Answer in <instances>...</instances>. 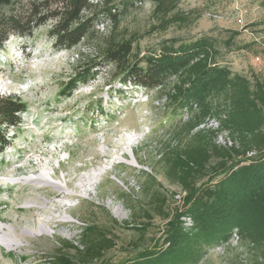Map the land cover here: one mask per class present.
<instances>
[{
    "label": "rangeland",
    "instance_id": "obj_1",
    "mask_svg": "<svg viewBox=\"0 0 264 264\" xmlns=\"http://www.w3.org/2000/svg\"><path fill=\"white\" fill-rule=\"evenodd\" d=\"M129 1L133 2L110 0L109 6H116V12H121L123 2ZM181 1L182 10L200 11V18L187 28L146 34L151 25V4L145 2L127 6L113 31L111 20L99 13L103 8L100 5L95 11L99 24L75 50H54L52 39L46 35L49 25L36 29L29 39L11 37L6 42L3 53L0 52V83L6 88L0 87V96L20 98L27 110L20 115L19 127L8 135L11 145L0 153V228L5 227L6 235L22 243L14 250L0 245V264H47L60 241L78 245L86 224L99 226L113 240V248L103 257L112 263L135 258L161 238L164 220L155 209L158 202L154 198H165L164 212L173 213L180 206L183 193L167 178L163 158L164 151L183 147L190 140L192 134L186 135L182 130L187 115L174 110L164 93L145 95L121 85L111 67L95 81L78 86L71 97H61L59 92L73 67L97 58L112 34L117 39L136 37L133 47L139 58L163 39L191 42L208 36L214 40L222 64L233 73L264 76L263 49L254 42L261 27L247 28L252 23L264 22V0ZM237 32L231 40L232 33ZM227 41L230 46L225 44ZM256 56L259 62L254 60ZM217 128L218 122L211 120L194 132ZM127 133L141 134V139L131 147L137 162L134 167L121 161L113 163L122 151ZM216 137L219 146L233 143L226 132ZM110 162V168L94 184V191L86 198L79 196L86 189V176ZM214 162L212 159L210 164ZM45 165L52 167L54 180L64 181V192L50 185L39 188L38 184L4 180L38 175ZM64 214L72 221L63 220ZM39 221L49 227L52 235L23 233L36 230ZM146 223L149 226L143 234L129 229ZM261 250L264 247L255 249L232 237L227 245L210 248L199 264H264Z\"/></svg>",
    "mask_w": 264,
    "mask_h": 264
},
{
    "label": "trees",
    "instance_id": "obj_2",
    "mask_svg": "<svg viewBox=\"0 0 264 264\" xmlns=\"http://www.w3.org/2000/svg\"><path fill=\"white\" fill-rule=\"evenodd\" d=\"M109 2L0 0V50L11 37L29 39L45 25H49L46 35L54 50H75L99 24L95 11L100 5L99 13L111 20L113 31L127 6L145 2L151 4L146 34L187 28L200 18L198 9L182 10L181 0H133L123 2L121 12ZM252 27H261L254 42L262 47L264 57V22L247 26ZM238 34L232 33L230 39ZM112 35L97 58L73 67L59 95L71 97L78 86L95 81L109 67L121 85L139 87L146 94L164 93L168 104L188 117L184 134H192L183 147L164 151L166 176L183 193L180 206L173 213L164 212L165 198L155 196V209L164 220L161 238L133 259L121 263L103 260L114 242L99 226L86 224L78 245L60 241L47 264H199L210 248L227 245L232 237L255 249L264 247V76L233 73L222 64L220 52L208 36L191 42L163 39L139 58L133 47L136 37L125 40ZM26 110L20 98L0 96V153L11 145L8 135L19 127L20 115ZM211 120L218 122L217 129L194 132ZM225 132L233 143L222 147L215 139ZM212 159L215 162L210 164ZM148 226L126 228L143 234ZM260 258L264 261V250Z\"/></svg>",
    "mask_w": 264,
    "mask_h": 264
},
{
    "label": "bare ground",
    "instance_id": "obj_3",
    "mask_svg": "<svg viewBox=\"0 0 264 264\" xmlns=\"http://www.w3.org/2000/svg\"><path fill=\"white\" fill-rule=\"evenodd\" d=\"M0 87L6 88V85H4L3 82H1ZM139 139H141V134H137V133L125 134L124 140H126V142L122 148L121 153H118V156L115 157V161H113V163H119V161H121L133 167L137 166V162L135 158L133 157V155L131 154V147L133 146V143L135 141H138ZM123 154L129 155L131 159L129 160L125 158ZM57 163H58V160L54 163V166H56ZM111 164H112L111 162L108 164H105L103 167L98 168L97 170H93V172L91 174H88L86 178L84 177L86 189H83L82 192H80L79 196L83 198L88 197V193L94 191L93 186L94 184H96L98 178L102 174H104L105 170L110 168ZM39 173L40 174L38 175H31L27 177L22 176V177L4 178V180L10 183L16 182V183H21V184H27V183L38 184L39 188H42L44 185H50V186H53L55 189L60 190V192H64L67 189L64 181L60 179L54 180L52 178V167H50L49 165H45ZM80 187H82V185H80ZM33 206H36V205L33 204ZM118 210L119 208H117L115 212L117 213ZM62 219L68 222L72 221V218L68 217L65 214L62 216ZM4 229L5 227L0 228V245L4 247L6 250L18 249L22 245L21 241L16 237L12 238L6 235V233L4 232ZM23 233L27 235L29 234L30 235H42V234L52 235V231L42 221H39L36 230L34 229L24 230Z\"/></svg>",
    "mask_w": 264,
    "mask_h": 264
},
{
    "label": "built area",
    "instance_id": "obj_4",
    "mask_svg": "<svg viewBox=\"0 0 264 264\" xmlns=\"http://www.w3.org/2000/svg\"><path fill=\"white\" fill-rule=\"evenodd\" d=\"M254 60H255V61H257V62H259V61H260V60H259V57H257V56L254 58ZM127 86H128L130 89H132V88H133V89L137 90L138 92H141V94H145V95H147V94H148V93L146 94V93L144 92V90H143V89H141V88H139V87H136V86H132V87H131V86H129V85H127ZM252 155H253L252 153H251V154H249V156H252Z\"/></svg>",
    "mask_w": 264,
    "mask_h": 264
},
{
    "label": "clouds",
    "instance_id": "obj_5",
    "mask_svg": "<svg viewBox=\"0 0 264 264\" xmlns=\"http://www.w3.org/2000/svg\"><path fill=\"white\" fill-rule=\"evenodd\" d=\"M2 51H3V50H0L1 53H3Z\"/></svg>",
    "mask_w": 264,
    "mask_h": 264
}]
</instances>
